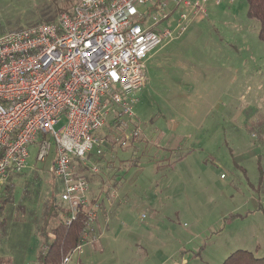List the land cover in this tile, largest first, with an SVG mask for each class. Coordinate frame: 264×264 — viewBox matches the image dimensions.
<instances>
[{"label": "rangeland", "instance_id": "obj_1", "mask_svg": "<svg viewBox=\"0 0 264 264\" xmlns=\"http://www.w3.org/2000/svg\"><path fill=\"white\" fill-rule=\"evenodd\" d=\"M78 1L0 0V36L41 23L58 8L72 10ZM207 1L206 14L188 7L182 36L166 41L146 62L147 84L133 95L135 118L121 119L128 128L110 116L99 133L108 140L90 193L98 194L104 180L122 183L129 196L120 226L129 229L123 237L132 252L123 251L122 264H140L133 250L156 221L159 227L150 233L153 240L159 236V254L151 251L148 264H225L238 250L264 258V144L251 133L258 120L264 122L260 23L248 16L247 0ZM184 6L172 4L175 12L160 28L175 31ZM136 129L140 139L119 146ZM35 149L14 181L13 205L0 217L6 221L0 264H39L46 216L49 234L62 218L49 210L63 189L51 170L53 156L39 163ZM99 255L97 264H119L112 254Z\"/></svg>", "mask_w": 264, "mask_h": 264}, {"label": "built area", "instance_id": "obj_2", "mask_svg": "<svg viewBox=\"0 0 264 264\" xmlns=\"http://www.w3.org/2000/svg\"><path fill=\"white\" fill-rule=\"evenodd\" d=\"M182 2L187 12L180 11L176 30L160 28L175 12L172 4ZM207 2L79 0L56 23L1 35L0 190L10 175L25 171L35 146L37 162L53 156L51 170L63 187L56 202L67 213L66 225L85 210L88 231L97 204L89 201L90 184L78 163L88 165L91 153L102 155L105 139L99 133L108 117L135 118L133 95L147 84L146 62L166 41L182 36L191 10L206 14ZM139 135L136 129L125 139ZM90 167L99 172L96 164ZM86 233L62 264L84 253Z\"/></svg>", "mask_w": 264, "mask_h": 264}, {"label": "trees", "instance_id": "obj_3", "mask_svg": "<svg viewBox=\"0 0 264 264\" xmlns=\"http://www.w3.org/2000/svg\"><path fill=\"white\" fill-rule=\"evenodd\" d=\"M249 4V12L248 16L260 23V39L264 42V0H247ZM71 9L66 8H58V10L52 14L46 15V19L42 21L41 23H34L30 24L29 27L43 24V23H56L58 21V18L60 15L64 12H70ZM23 29V28H22ZM22 29L14 30L13 32L20 31ZM12 32V31H11ZM121 120H119L118 117L113 119V124H119L122 127ZM260 124L259 127L256 125ZM257 124L254 126V129H251V133L254 134V136H257L260 143L264 144V122L258 120ZM124 129V128H123ZM125 130V129H124ZM125 132V131H123ZM123 135V134H122ZM105 143L108 140V136L105 138ZM140 139V135L137 137H133L131 140V144L138 141ZM127 141L125 138H123V144L119 146H126ZM104 143V145H105ZM108 145V144H106ZM104 148V147H103ZM101 160V155H97L96 153H91L88 157L89 163L85 166L82 163H78V170L83 174V171L85 174V179L89 182V184L93 180V176L98 173H94L91 171V164H99ZM22 176L21 174H15L10 175L8 178L7 183L3 187V189L0 191V217L3 214V211L13 205L14 199H15V184L14 181L16 178H19ZM99 176V175H98ZM111 182V181H110ZM120 183V182H118ZM118 183H113L112 185L114 187L117 186ZM107 185V182L105 181L104 186ZM103 185L101 184L100 188H96L97 193L94 197V194L89 192V195L91 194L90 202L92 204L97 203L99 197L103 194ZM93 189V188H92ZM108 194L104 192V195L102 197H106ZM57 198L53 197L52 200H50V206L49 210L54 215L59 213L62 215L60 223L57 225V227L53 228V234L55 235V238L53 241L49 239V218L46 216V222L45 225L41 228V237L43 238L45 245H48L49 249L48 251L44 252L43 249L39 251L37 254L36 260L39 264H62L64 258L73 250H75L79 245L83 242V236L87 232V223L89 220V217L87 215V212L85 210H82L80 214H78V218L76 221H74L70 226H67L65 223L64 216L67 215L66 211L56 202ZM105 200V199H104ZM6 221L3 219L0 221V230H5ZM84 254V253H83ZM82 254V255H83ZM77 256V255H76ZM81 256V255H80ZM225 264H264V258H257L255 257L251 252L244 251V250H238L234 252L231 256L228 257Z\"/></svg>", "mask_w": 264, "mask_h": 264}, {"label": "crops", "instance_id": "obj_4", "mask_svg": "<svg viewBox=\"0 0 264 264\" xmlns=\"http://www.w3.org/2000/svg\"><path fill=\"white\" fill-rule=\"evenodd\" d=\"M101 184L103 185V190L105 188H108V190L112 189L114 196H109L108 194L107 198H104L102 197V195H104L103 192L101 197H99L98 202L93 204H97L96 218L86 233L84 254L81 256L78 255L76 263L75 260L73 261V258L71 264H97V259L102 256L99 254L106 252L113 255L111 261L122 264L125 262V258L121 256L123 251L131 250L132 252V249L126 248V241L123 237V234L129 229L120 226L121 219L126 213L125 206L130 202L128 201L129 196L127 197L126 194L123 196L122 190L124 189V185L118 183L117 186L114 187L112 182L107 181V185L104 186V180ZM95 196L96 194H94V197ZM157 215L158 212L153 211V216L156 217ZM158 224L159 223L156 221L153 225L147 227L144 226V236H147L148 239H140L137 243V248L133 250V256L140 264H148L150 262L149 260H152L153 252L159 254V236L153 240L150 233L153 229L159 227ZM124 227L127 226L124 225ZM153 260L158 261L157 257Z\"/></svg>", "mask_w": 264, "mask_h": 264}]
</instances>
